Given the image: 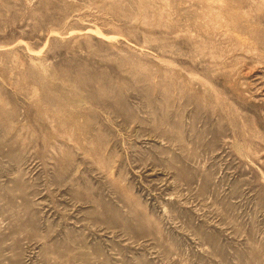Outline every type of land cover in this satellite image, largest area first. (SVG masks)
Listing matches in <instances>:
<instances>
[{
  "label": "rangeland",
  "instance_id": "rangeland-1",
  "mask_svg": "<svg viewBox=\"0 0 264 264\" xmlns=\"http://www.w3.org/2000/svg\"><path fill=\"white\" fill-rule=\"evenodd\" d=\"M0 264H264V0H0Z\"/></svg>",
  "mask_w": 264,
  "mask_h": 264
}]
</instances>
